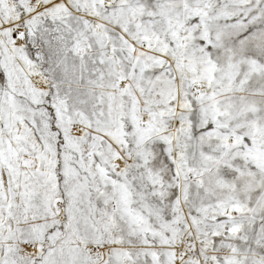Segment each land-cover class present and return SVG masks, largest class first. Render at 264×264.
Returning <instances> with one entry per match:
<instances>
[{
    "label": "snow or ice",
    "instance_id": "1",
    "mask_svg": "<svg viewBox=\"0 0 264 264\" xmlns=\"http://www.w3.org/2000/svg\"><path fill=\"white\" fill-rule=\"evenodd\" d=\"M0 264H264V0H0Z\"/></svg>",
    "mask_w": 264,
    "mask_h": 264
}]
</instances>
